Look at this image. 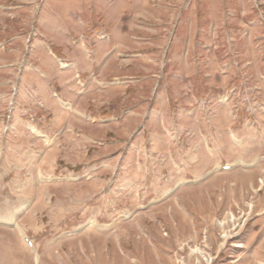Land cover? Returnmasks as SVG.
<instances>
[{"label": "rangeland", "instance_id": "1", "mask_svg": "<svg viewBox=\"0 0 264 264\" xmlns=\"http://www.w3.org/2000/svg\"><path fill=\"white\" fill-rule=\"evenodd\" d=\"M0 264H264V0H0Z\"/></svg>", "mask_w": 264, "mask_h": 264}, {"label": "bare ground", "instance_id": "2", "mask_svg": "<svg viewBox=\"0 0 264 264\" xmlns=\"http://www.w3.org/2000/svg\"><path fill=\"white\" fill-rule=\"evenodd\" d=\"M30 245V244H29Z\"/></svg>", "mask_w": 264, "mask_h": 264}]
</instances>
